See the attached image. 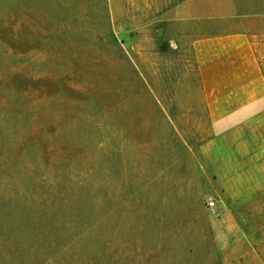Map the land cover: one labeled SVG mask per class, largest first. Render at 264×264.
Segmentation results:
<instances>
[{
  "label": "rangeland",
  "instance_id": "rangeland-1",
  "mask_svg": "<svg viewBox=\"0 0 264 264\" xmlns=\"http://www.w3.org/2000/svg\"><path fill=\"white\" fill-rule=\"evenodd\" d=\"M179 1L0 0V264H264V106L209 122Z\"/></svg>",
  "mask_w": 264,
  "mask_h": 264
},
{
  "label": "crops",
  "instance_id": "crops-1",
  "mask_svg": "<svg viewBox=\"0 0 264 264\" xmlns=\"http://www.w3.org/2000/svg\"><path fill=\"white\" fill-rule=\"evenodd\" d=\"M173 20L193 23L201 32L193 38L192 53L212 125L221 127L264 106V30L252 27L264 20V0H181Z\"/></svg>",
  "mask_w": 264,
  "mask_h": 264
},
{
  "label": "built area",
  "instance_id": "built-area-1",
  "mask_svg": "<svg viewBox=\"0 0 264 264\" xmlns=\"http://www.w3.org/2000/svg\"><path fill=\"white\" fill-rule=\"evenodd\" d=\"M210 206H211V207H213V206H214V203H213V202H211V203H210Z\"/></svg>",
  "mask_w": 264,
  "mask_h": 264
}]
</instances>
